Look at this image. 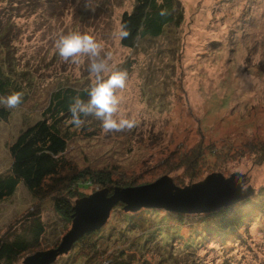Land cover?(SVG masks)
I'll return each instance as SVG.
<instances>
[{
    "label": "rangeland",
    "instance_id": "1",
    "mask_svg": "<svg viewBox=\"0 0 264 264\" xmlns=\"http://www.w3.org/2000/svg\"><path fill=\"white\" fill-rule=\"evenodd\" d=\"M181 1L182 24L132 50L113 33L124 11L133 10L134 0H0V42L5 39L0 60L10 61L23 94L22 103L0 123V172L10 167V145L42 118L53 91L88 87L87 59L79 66L66 63L54 47L61 33L80 31L94 35L104 53H112L111 62L127 71L120 107L137 124L107 134L95 118L74 125L72 132L78 129L65 152L72 164L109 170L116 181L136 186L168 175L184 187L214 172L226 178L239 172L243 189H254L233 204L249 201L240 208L253 210L256 218L228 235L225 245L210 239L196 245L197 231L204 228L196 223L205 213H186L180 225L172 219L162 224L163 216L175 213L145 208L159 211L153 214L151 240L144 243L138 231L125 230L122 213L113 209L104 237L91 236L84 255L76 254L74 262L67 263L64 254L54 264H83L93 242L103 254L91 264H111L114 253L137 245L142 264H264V161L255 162L258 146H264V0ZM100 189L81 192L87 196ZM31 212L51 225L44 250L52 248V233L66 223L51 197H35L23 184L0 201V235L18 227L22 231ZM171 235L172 247V239L166 243Z\"/></svg>",
    "mask_w": 264,
    "mask_h": 264
},
{
    "label": "trees",
    "instance_id": "2",
    "mask_svg": "<svg viewBox=\"0 0 264 264\" xmlns=\"http://www.w3.org/2000/svg\"><path fill=\"white\" fill-rule=\"evenodd\" d=\"M134 1L133 10L124 11L121 16L120 24L126 26V30L130 32L127 38L120 39L121 45L125 48L136 50L142 41L160 37L168 27H179L184 20V7L181 0H162V3H157V0ZM161 10H165L166 14L161 15ZM4 40L2 39L0 45L5 43ZM4 50V48L1 49V51ZM9 62L5 58L0 60V95H7L13 91L20 92V88L14 81L15 77L11 74ZM85 88L87 87L65 86L53 91L42 118L22 130L10 145V167L0 172V201L13 196L20 184H23L35 197L45 198L49 196L53 199L56 212L66 223L65 228L52 233L53 247L60 243L62 236L71 227L74 200L86 195L81 192V189L95 186L108 188L112 193L116 187L136 186V183L116 181L109 170L82 168L72 164L66 158L65 152L68 143L78 129L74 128L73 132L71 130L75 124L71 121L68 106L71 98L78 93L83 98L87 97ZM11 111V109L0 106V123L10 118ZM83 119L85 121L87 119L94 120V117ZM83 128L84 126H81V129ZM193 160L196 162L197 158ZM263 161L264 146H258L255 162L262 163ZM248 202L231 204L216 212L205 213L200 216L196 226L201 227L203 225L204 228L201 227V230L197 231L196 245L198 247L204 245V242L209 239L212 242L218 241L224 245L227 244L230 241L227 238L228 235H233L235 231L244 228L246 224L256 218L253 210L240 208V205L243 207ZM123 207V204H120L114 208V211L122 213L125 230L135 229L144 237V243L149 242L152 236L149 231L155 227L153 214L159 210L142 208L136 212H129L125 211ZM188 217L186 214L175 213L168 215V217L163 216L159 221L162 224H169V220L172 219L176 222L175 224L180 225L179 223H185ZM22 224V231L18 227L0 235V264H22L28 255L44 250L45 246L49 247L50 242L47 240H50L48 237L52 232V227L42 221L41 214L31 212L27 221H23ZM110 227L112 228L106 237L112 235L111 230L116 225ZM104 230L105 227L85 234L75 242L64 260L67 263L74 262L76 254L82 253L84 255V248L86 247L84 244L91 236L100 234L98 237H104ZM117 230L119 233H124L121 229ZM164 231L169 233L168 230L162 228H159L157 232L164 233ZM173 239L174 236L171 235L166 240V243H172L171 247L175 246ZM186 244L183 245L187 246L189 243ZM183 245L181 247H184ZM88 246L91 247V249L89 248L91 254L84 258L83 264L95 263L98 261L97 258H101V254H103V248L94 242L92 246L89 244ZM134 247V250L127 247L125 251L119 250L118 253H114L115 257L111 259V264H142L137 256L140 247L138 245Z\"/></svg>",
    "mask_w": 264,
    "mask_h": 264
},
{
    "label": "water",
    "instance_id": "3",
    "mask_svg": "<svg viewBox=\"0 0 264 264\" xmlns=\"http://www.w3.org/2000/svg\"><path fill=\"white\" fill-rule=\"evenodd\" d=\"M243 179L244 174L239 172L228 178L214 172L203 181L181 187L164 175L149 184L116 187L112 193L102 188L75 200L71 227L56 247L28 255L22 264L54 263L85 234L102 228L118 204H123L124 210L129 212L155 208L181 214L212 213L254 193L251 187L243 189Z\"/></svg>",
    "mask_w": 264,
    "mask_h": 264
},
{
    "label": "clouds",
    "instance_id": "4",
    "mask_svg": "<svg viewBox=\"0 0 264 264\" xmlns=\"http://www.w3.org/2000/svg\"><path fill=\"white\" fill-rule=\"evenodd\" d=\"M157 3H162V0H157ZM165 14V10H161V15ZM113 35L125 39L130 32L126 30V26L120 25ZM54 47L66 63L79 66L87 59L89 85L84 89L87 97L83 98L78 93L71 98L68 111L72 123L80 126L85 122L83 118L94 117L100 121L105 134L136 127L135 117L122 111L120 107L119 91L126 87L128 73L111 62L112 53H104L103 43L88 32L69 31L58 36ZM22 97L23 94L19 91L0 95V106L15 109L22 103Z\"/></svg>",
    "mask_w": 264,
    "mask_h": 264
}]
</instances>
